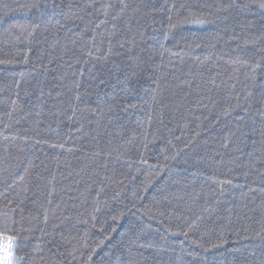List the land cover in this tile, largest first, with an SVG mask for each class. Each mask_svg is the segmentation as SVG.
Instances as JSON below:
<instances>
[{
  "label": "trees",
  "instance_id": "obj_1",
  "mask_svg": "<svg viewBox=\"0 0 264 264\" xmlns=\"http://www.w3.org/2000/svg\"><path fill=\"white\" fill-rule=\"evenodd\" d=\"M28 2L31 0H0V61H5L0 63V176H7L6 181L0 179V230L19 237L13 249L14 264H85L93 249L96 252L88 264H115L121 240L135 233V229L127 232L130 224L146 229L147 234L141 243L147 241L155 245L141 250V259L147 258L146 264H260V260L264 259V237H257L256 233L264 227V214L259 210L248 211L243 218L237 214L240 206L238 190L226 192L220 197L219 211L206 216L187 237L174 234L188 230L185 218L191 220L193 214L200 211L203 198L211 195L208 182L197 178L193 183L190 173L196 168L205 172L211 170V166L197 164L196 161L202 155H211L213 149L219 147L221 129L226 123L231 126V120L221 118L217 122V113L225 104L234 103L230 98L232 90L222 85L209 93L219 101L217 108L209 106V109L196 111L194 116L189 109L195 108L197 92L194 88L179 89L177 85L181 80L190 78V73L197 74L198 82L199 73H203L205 79L218 74L217 83H231L230 77L238 78L252 92L249 108L255 115L261 106L260 92L264 91V68L257 71L253 84L252 81H245V76L250 75L249 70L232 64L231 60L237 56H253L254 46L238 48L236 41H227L226 38L217 40L222 27L218 23L197 25L181 20L170 31L166 16L172 14V23H177V16L174 12L170 13V6L173 2L179 4L185 0H167V3L166 0H152L156 10L139 21L140 30L145 34L141 54L147 57L151 52L152 61L163 64V70L169 73L159 97L167 105L163 109V117L160 105L148 107L152 103L151 94H144L133 100L139 108L122 114L109 130L114 133L121 124L125 127L123 135L111 137L113 158L106 161L107 169L102 166L97 168L105 161L89 159L84 155L85 151L90 153L96 147L95 142L89 143L90 137H84L75 141L77 148L86 145L84 151L68 153L44 145L46 155L41 154L40 160L36 161L37 164L43 161L47 165L46 171L43 166L38 169L42 179L33 180L30 185L12 187L13 177L18 179L19 175H24L21 167H15L11 157L15 156L17 145L22 143V139L18 138L25 134V129L32 128L33 115L28 113L35 110V86L49 75H52L53 83H57L54 77L64 71L58 68L56 73L44 72L41 68L42 63L47 64V53L51 50L50 46L56 43V37L50 32L45 33L43 24L34 34V39L29 37L28 32L37 15L35 11L19 7ZM200 2L210 4L214 0ZM207 18L216 19L215 16ZM164 33H168L167 38ZM44 36H48L47 41ZM59 39L61 45L65 43L62 33ZM177 53L181 58L177 57ZM57 55L63 53L58 51ZM208 56L212 59L204 62ZM197 57L200 59L197 60ZM144 84L141 80L138 87ZM241 87L238 84L236 91L240 92ZM16 93H19L18 97ZM13 100L15 105L11 103ZM177 104L181 106L179 112L173 111ZM235 115L233 113V117ZM197 124L202 127L197 128ZM197 131L200 136L174 161L172 156L184 148ZM28 134L31 135V132ZM109 138L107 134L101 136L100 145L104 146ZM69 146H73L72 142ZM117 156L119 159H116ZM186 159L187 164L184 163ZM81 168L85 171L76 176ZM184 168L188 171H183ZM5 169L9 171L5 172ZM92 169H97L99 176L91 175ZM70 171L73 173L71 177L68 176ZM240 171L237 169L236 173ZM53 176L54 193L50 197L53 203L48 205L45 201L52 187L48 181ZM77 180L79 184L75 183ZM192 187L203 193L202 199L196 203H192L190 197H185L184 201L173 198L191 191ZM165 196L172 199L171 204L164 199ZM21 200L24 201V213L19 211ZM133 203L136 208H132ZM56 204L60 205L58 209ZM41 205L50 209V220L46 226L42 223ZM188 205H191V212L186 210ZM94 208H99V211L94 212ZM227 208L236 210L230 222L223 219ZM162 212L165 214L161 215ZM113 217H116L115 221ZM53 225H59L55 242L60 245L59 251L65 253L63 257L49 252V248L56 251L53 237H44L39 231L46 227L52 233ZM101 241L104 242L103 247L97 248ZM68 253H74V256Z\"/></svg>",
  "mask_w": 264,
  "mask_h": 264
},
{
  "label": "snow or ice",
  "instance_id": "obj_2",
  "mask_svg": "<svg viewBox=\"0 0 264 264\" xmlns=\"http://www.w3.org/2000/svg\"><path fill=\"white\" fill-rule=\"evenodd\" d=\"M19 7L36 12L37 20L31 25L29 37L34 39V34L42 24L45 33L50 32L53 37H56V43L50 46L51 50L47 53V64H41L43 71L56 73L58 68L64 71L54 77L57 83L45 80L38 82L35 86L38 108L28 113L35 116V127L25 129V134L18 138L22 139V143L17 145L16 154L11 157L15 161V167H21L24 175H19L18 179L13 177L14 183L11 186L30 185L33 180L42 179V173L38 169L43 166L46 171L47 165L43 164V161L37 164L36 161L40 160L41 154L46 155L44 145H47L49 149L68 153L84 151L86 145L75 147V141L83 140L84 137H90L89 143L96 144L90 153L85 151L84 155L89 159L105 161L102 165H97V168L102 166L107 169L106 161L113 158L111 137L123 135L125 127L121 124L119 130L114 133L109 130L120 120L122 114L139 108L133 100L150 93L152 103L148 107L160 105L161 117H163V109L167 107L159 97L164 91L163 84L169 73L163 70V64H155L152 61L151 52L147 57L141 54L144 51L145 34L140 30L139 21L154 12L156 5L152 3V0H31V2L20 4ZM253 9L258 11L254 12ZM171 12L176 14L177 23H172V14L166 16L170 31L176 28L181 20L184 23L190 22L197 25L218 23L222 27L216 36L217 40L226 38L227 41H236L238 48L254 46L256 50L253 56L248 58L237 56L231 60L232 64L247 68L250 75L245 76V81H252L255 84L257 71L264 68V44H261L264 41V0H214L210 4L201 3L200 0H191V2L185 0L179 4L173 2L170 6ZM208 16H215L216 19L210 20ZM61 33L65 40L62 45L59 39ZM164 35L167 38L168 33ZM47 39L48 36H44V40L47 41ZM58 51L63 55H57ZM176 55L181 58L179 53ZM199 59L197 57V60ZM211 59L212 57L208 56L204 62ZM53 64L56 67L50 68L49 65ZM217 75H209L205 79L203 73H199L198 82L197 74L190 73V78L181 80L177 85L179 89L194 88L197 92L195 108L189 109L194 116L196 111L209 109V106L212 109L217 108L219 101L214 100L209 93L222 85L232 90L230 98L234 100V103L225 104L217 113V122L221 118L231 120V126L227 123L224 125L226 131L221 129L219 147L213 149L211 155H202L196 161L197 164L211 166V170L205 172L196 168L190 173L193 183L197 178L208 182L211 195L203 198V203L199 205L200 211L193 214L191 220L185 218L188 230L174 233L185 237L193 229L198 228L206 216L210 217L219 211V205L222 203L220 197H223L226 192L239 191L240 206L237 214H240L242 218L248 211L259 210L261 214H264V91H261L259 95L261 106L253 115L249 108L252 103V92L248 85L238 78L231 77L229 78L231 83L227 81L217 83ZM69 76H71L70 80ZM141 80L145 84L138 87ZM238 84L242 85L240 92L236 91ZM16 95L18 97L19 93ZM11 103L15 105L16 101L13 100ZM180 107L177 104L173 111L179 112ZM233 113H236L234 117ZM46 117H50L51 121L47 122ZM151 118L150 115L149 121ZM258 120L259 126H257ZM187 126L185 123L184 127L187 128ZM200 127L202 126L197 124V128ZM29 132L31 135L28 134ZM53 133L55 138L49 139L48 137ZM104 134L110 138L104 146H101L99 138ZM199 136L200 132H195L193 138L185 144L184 148L176 152L172 159L177 160ZM5 140H8L7 136ZM70 142L73 146H69ZM56 158L59 159L58 156ZM116 159H119V156ZM142 162L146 163V161ZM187 162L186 159L184 163L187 164ZM57 167L60 165L57 164ZM237 169L241 170L238 174ZM84 171L81 168L75 175L80 176ZM183 171L188 169L184 168ZM90 174L99 176L97 169H92ZM72 175L70 171L68 176ZM0 179L6 181L7 176H0ZM54 179L53 176L48 181V184L52 185L45 201L48 205L53 203L50 197L54 193ZM75 183L79 184L80 181L77 180ZM185 187L189 186L185 185ZM185 197H190L192 203H196L202 199L203 193L197 192L192 187L191 191H186L183 195H174L173 198L184 201ZM164 199L168 204L172 203V199L168 196ZM23 204L24 201L21 200L19 208L21 213L25 212ZM41 207L43 208L42 223L46 226L50 220V209L43 205ZM59 207L60 205L56 204V208ZM132 208H136L135 203L132 204ZM186 210L191 212V205H188ZM96 211H99V208H94V212ZM225 211L227 215L223 219L230 222L231 215L236 210L227 208ZM164 214L161 213V215ZM53 217H55L54 212ZM115 219L116 217H113L114 221ZM58 227L59 225H53L52 233H49L46 227L40 228L39 231L44 237L50 235L53 237L56 251L53 252L52 248H49V252L53 256L63 257L65 253L59 251L60 245L55 242V232ZM134 229V235L121 240L115 264H146L147 258L141 259L143 257L141 250L153 248L155 245L147 241L141 243L142 238L147 234L143 226L137 228L136 224H130L127 232L131 233ZM256 236L264 237V227H261ZM18 239L17 235L0 230V264H14L13 249ZM103 245L104 242L101 241L97 248ZM95 252L96 249H93L85 264L93 260ZM68 255L74 256V253H68ZM260 264H264V259L260 260Z\"/></svg>",
  "mask_w": 264,
  "mask_h": 264
},
{
  "label": "rangeland",
  "instance_id": "obj_3",
  "mask_svg": "<svg viewBox=\"0 0 264 264\" xmlns=\"http://www.w3.org/2000/svg\"><path fill=\"white\" fill-rule=\"evenodd\" d=\"M51 81L53 83V77L52 75H49L48 77L44 78L42 81ZM36 108H38V101L36 100V105H35V110ZM34 110V111H35ZM47 122H50L51 121V118L50 117H46L45 118ZM34 120H35V116L33 115V122H32V128L35 127V124H34ZM49 139H52V138H55V134L53 133L51 136L48 137ZM14 255V254H13Z\"/></svg>",
  "mask_w": 264,
  "mask_h": 264
}]
</instances>
